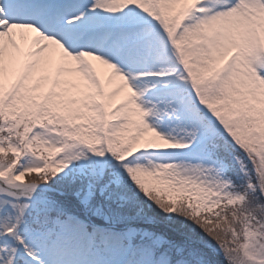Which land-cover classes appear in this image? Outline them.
<instances>
[{
	"label": "snow or ice",
	"instance_id": "6c2138e0",
	"mask_svg": "<svg viewBox=\"0 0 264 264\" xmlns=\"http://www.w3.org/2000/svg\"><path fill=\"white\" fill-rule=\"evenodd\" d=\"M0 264H264V0H0Z\"/></svg>",
	"mask_w": 264,
	"mask_h": 264
},
{
	"label": "rangeland",
	"instance_id": "374dc122",
	"mask_svg": "<svg viewBox=\"0 0 264 264\" xmlns=\"http://www.w3.org/2000/svg\"><path fill=\"white\" fill-rule=\"evenodd\" d=\"M26 179H27V177H26Z\"/></svg>",
	"mask_w": 264,
	"mask_h": 264
}]
</instances>
